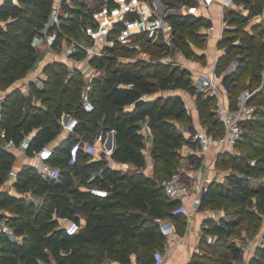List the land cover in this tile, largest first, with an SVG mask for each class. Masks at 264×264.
I'll use <instances>...</instances> for the list:
<instances>
[{
    "label": "trees",
    "instance_id": "trees-1",
    "mask_svg": "<svg viewBox=\"0 0 264 264\" xmlns=\"http://www.w3.org/2000/svg\"><path fill=\"white\" fill-rule=\"evenodd\" d=\"M74 1L77 7H81L79 0ZM171 1H186L190 4L196 2ZM247 1H255L251 14L263 10L264 0ZM22 2V6L7 5L3 11L4 15L13 14L17 18L9 23L7 30H0V89L36 68L41 56L35 43L36 34L48 21L54 0ZM73 11L77 13L78 9ZM227 15H230L231 22L235 24V32L245 33L241 43L234 44L228 53L220 57L231 60L240 56L237 67L230 75L234 80L230 100L234 103L240 92L236 90L237 83L245 70L251 67L253 81L262 79L264 25L255 24L248 30V16L233 10L230 13L228 11ZM170 19L174 24V32L178 26H184V31L195 41H205L206 35L200 32L203 24L201 17L171 14ZM73 22L75 24L67 27V30L76 29V21ZM64 24L68 25V21L65 20ZM232 43L233 38L221 41L222 46ZM110 51L115 54L92 59L103 70L93 82V112H86L81 107L83 71L58 60L46 65L44 70L47 78L43 85L34 82L31 84V90L40 100L39 103L26 104L27 97L21 87L8 90L4 96L0 92V159L3 151L12 155L10 142L19 145L30 134L32 138L28 154L34 155L44 145H50L62 130L59 118L63 112L75 109L81 120L74 134L54 146L53 161L62 168L58 179L44 178L31 166L18 170L15 186L22 191L32 190L36 195L42 196L38 208L35 209L34 202L27 201L24 196L0 188V209L10 206L12 214L8 217L9 222L15 227L16 234L21 236L15 238L0 235V264H50L51 256L57 264H104L107 258L131 264L132 255L136 256L138 264H156L155 252L163 248L166 240L159 229V220L170 218L177 228L187 221L184 213H173L180 202L168 196L157 175L164 172L170 176L172 169L183 158V145L193 142L174 121L190 119L183 96L175 94L164 97L160 93L173 87L188 86L190 81L184 79V73L169 71L159 62L155 64L152 63L154 61L145 59L119 60L116 55L125 50L118 46ZM149 65L153 68H147ZM158 87L162 90H157ZM261 93L264 94V88ZM144 94L156 96L146 98L143 103L129 108L131 103ZM195 94L203 124L210 131L222 133L223 125L214 109L216 97L206 90H199ZM257 115L259 123L256 120L252 125V120H248L246 132L237 145L243 142L248 151L257 150L260 154L256 156L249 152L242 157L244 162L233 163L234 170L226 176L228 183L210 181L202 198V208L222 206L230 210L236 207L241 214L251 215L255 214L251 208L255 206L258 214H264V180L258 179L264 171V109L259 108ZM147 116L154 132V176L141 170L146 164V156L143 150L145 136L140 129L141 120ZM99 121L106 131H116L113 159L132 162L137 169L133 172L124 171L109 165L107 159L100 158L83 166L100 165V171L94 178L89 182L77 181L76 163L71 162V148L67 142L76 141L78 135L88 139L91 136L90 140H93L100 126ZM250 125L252 127L248 132ZM228 154L230 155L227 151L220 153L216 163L222 164ZM88 155L92 156L85 153V156ZM252 156H256L254 164L251 163ZM188 159L191 163L202 160L196 153L190 154ZM11 163L0 162V186L8 177ZM82 184L106 188L108 195L91 193L88 189L81 188ZM82 214L86 217V224L76 234H68L59 217L80 221ZM240 221L226 216L219 220L207 219L201 246L213 244L206 239V235L212 233L218 243L226 241L229 252L214 247V252L218 254L215 260L210 261L196 253L191 264H240L237 259L241 258L243 249L230 240ZM47 247L50 248L51 255L47 254ZM249 264H264V245L256 247Z\"/></svg>",
    "mask_w": 264,
    "mask_h": 264
},
{
    "label": "built area",
    "instance_id": "built-area-1",
    "mask_svg": "<svg viewBox=\"0 0 264 264\" xmlns=\"http://www.w3.org/2000/svg\"><path fill=\"white\" fill-rule=\"evenodd\" d=\"M23 0H0V30H7L9 23L17 17L13 14L4 15L3 11L7 5L22 6ZM82 5L77 7L74 0H54L48 21L39 29L36 34L35 43L41 53L38 64L35 68V76L28 77L26 83L31 87L32 82L37 85H43L47 75L41 65L47 56H54L58 61L72 64L73 67L80 68L84 74V84L80 93L81 107L86 112H93L95 105L91 96L93 82L103 70L93 63L94 58H100L115 54L110 51L115 46L128 52H142L146 44H150L159 38L164 39L168 45H172L174 35V24L170 19L171 14H192L203 19L200 32L206 36L216 34L219 43L216 48V60L225 52L229 45H220L235 24L231 22L229 13L233 10L245 16H248L246 28L251 30L255 24L264 25V5L262 12L251 14L255 1L247 0H196L190 4L186 1L171 0H79ZM220 4V15L216 16L211 12L214 3ZM77 8L78 12L73 9ZM261 14V17L258 16ZM65 20L68 25L65 26ZM72 20L71 22H69ZM76 21L74 31L67 30L72 27ZM237 44L238 41H233ZM75 52H78L75 54ZM122 61H135L145 59L148 61H159L154 57H146L138 54L135 57H122L116 55ZM161 60V59H160ZM240 61V56L233 59L231 69L235 70ZM201 86L208 89L207 92L216 97L215 112L217 118L222 122L223 132L215 133L208 130L203 123H196L194 119L189 126L183 130L184 135L196 143L199 151L206 155H212L214 158L225 151H232L239 140L246 132V123L250 120L257 108L252 102L253 95L257 88L245 87L241 90L234 103L230 100L232 88L231 82H225L222 78L217 81L214 70L200 72ZM149 98L147 94L142 96ZM136 102L129 106H134ZM188 114L192 115L191 108L186 105ZM264 109V108H263ZM62 129L67 137L76 132L77 125L81 122L76 115V110L63 112L59 118ZM100 126L96 130L93 140L78 135L75 145L71 149V162L75 157L76 151L84 150L90 155L98 154L100 158L107 159L110 153L105 146L107 135L106 131L99 121ZM31 134L27 135L19 145L10 142V145L27 151L30 146ZM55 148L49 144L44 145L34 154L35 160L31 167L42 177L47 179H58L62 168L60 164L53 161ZM252 164L255 160L251 161ZM230 172V171H229ZM229 172L225 173V176ZM11 177L16 181L18 171L12 170ZM165 187L168 196L171 199L178 200L180 203L173 209V213H184L187 222H191L197 212L201 209L202 197L208 189V183L199 180L194 183H188L180 172H174L161 181ZM91 193L100 196H107L108 189L98 185H89L86 187ZM194 194L191 204L184 201L185 197ZM82 224L76 219H68L63 226L68 234H76ZM159 229L169 241L180 240L181 234L176 223L170 218L159 220ZM9 235L15 238H21L16 234L15 227L9 222L7 217H0V235ZM203 235V234H202ZM201 235V236H202ZM208 243L215 241L216 237L212 233L206 235ZM1 248V242H0ZM196 251L190 255V260L195 258ZM245 257L248 258V250H245ZM156 264H161L163 254L160 250L155 252ZM138 264L136 256L132 255V262Z\"/></svg>",
    "mask_w": 264,
    "mask_h": 264
},
{
    "label": "rangeland",
    "instance_id": "rangeland-1",
    "mask_svg": "<svg viewBox=\"0 0 264 264\" xmlns=\"http://www.w3.org/2000/svg\"><path fill=\"white\" fill-rule=\"evenodd\" d=\"M229 10L226 11L228 13ZM184 26H178L177 31L174 32L173 36V43L172 45H168L166 42H164V39L159 38L156 41L146 44L144 48L142 49V52H125V51H119L118 54L122 57H135L138 54H142L146 57H154L156 60L152 63H161L162 66H164L165 69L171 71H176L178 73H184V79L189 80L190 83L188 86L184 87H173L166 90H188L190 93L195 94V92L199 90L207 91L208 89L201 86V77L200 72L206 71V70H214L216 72L217 81L219 82L222 78H224L225 82H231V84H234V80L232 77L230 78V75L234 72L231 69L232 61L233 59L225 60V59H218L216 60L215 54H216V48H217V39L215 35H209L206 36L205 41L203 42H197L195 41L188 33L184 31ZM233 28L230 33L229 29L226 32V37L223 39V41L229 40V38H233V41H238V43H241L243 41V36L245 35L244 32H235ZM219 42V41H218ZM221 45V43H220ZM39 50V48H38ZM259 51V48L257 49ZM40 51V50H39ZM161 59V60H160ZM72 64H70L71 66ZM147 68H153V66H147ZM164 69V70H165ZM31 71L26 72L24 75H21L19 79L14 81L13 83L2 86L0 89L1 95L4 96V94L11 90L14 87L20 86L23 88L26 84V79L30 76ZM1 86V85H0ZM245 87H251V88H257L256 93L253 95L254 99V106H256L257 110L254 113L253 117L250 119L252 120L250 124H254L256 120H258L259 123V116L257 115V112L259 108H264V94H262V90L264 88V69L262 72V79L261 80H252L251 75V67L244 71V74L242 77L238 80L236 90L237 92L243 90ZM157 90H162L158 87ZM28 101H26V104ZM202 122V121H201ZM203 123V122H202ZM257 123V122H256ZM183 124H185V121H183ZM204 125V124H203ZM206 126V125H204ZM252 126L250 125L247 128V131H250V128ZM61 133V132H60ZM58 138V137H56ZM92 137L89 136V139ZM77 141V140H76ZM76 141L67 142V145L72 149V147L75 145ZM54 143V141L52 142ZM51 143V144H52ZM60 143V142H59ZM192 145L187 146L189 149H197L196 143L193 142L190 143ZM230 153L227 156H225V160L222 164H217L216 161L210 162L207 161L206 166L204 167L203 160L199 163H191L186 157H183L179 164L172 169L171 173L174 172H180L183 175V178L188 182L191 183L193 181V175L196 173L201 172L202 177H209L214 176V180L222 181L224 183H228L226 180L225 173L229 171H233V163H241L244 162L242 157L246 156L251 152L252 155H259L260 152L257 150L246 149V146L243 142H241L239 145H237L232 151H227ZM85 151L82 149H79L76 151L74 161L73 163H76L75 173L76 178L78 180H84L85 182H89L94 178L96 173L100 171V165L94 164V165H88L87 167L83 168L84 164L94 162L95 160L100 159L99 155H92V156H85ZM29 156V155H28ZM24 156V161L26 158L28 160H32L31 156ZM256 156H252L251 161H256ZM22 155L21 152L18 150L12 151V155L8 154V151L2 152V157L0 159L1 161H11V167L10 171L8 173V177L6 181L0 186V188L9 190L12 193H16L18 195L24 196L27 201L34 202L35 209L38 208L39 204L42 201V196L36 195L32 190H25L22 191L18 189L16 186L15 188L11 186V184L15 185L14 179L11 177V171H18L20 170L19 167L16 165L17 162L22 163ZM211 164V166H209ZM24 166H31V163H24ZM203 172V173H202ZM168 174L164 172H160L157 175L158 181L163 180L164 178H167ZM259 180H264V171L258 176ZM256 182V180H255ZM88 185V184H87ZM253 212L255 214H241L239 209L236 207H232L230 210H226L224 207L217 206L215 208H211L212 212L219 216L218 214L221 212L223 216L231 217L235 219H239L240 224L237 227L236 232L230 237L231 242L237 243L240 247H242L243 252L241 255V258L237 259V262L240 264H249L248 258L245 257V250L249 249L248 254H253V249L255 247V243L264 245V214H258L257 209L255 206L251 207ZM12 214L10 206L3 207L0 209V217H9ZM67 218H61L59 217L60 223L62 227L67 223ZM218 220V219H217ZM80 222L84 226L86 222L85 215H81ZM229 242V240H228ZM214 247L223 249L225 252H229L226 248V241L224 243H218L217 241H214L212 245H203L201 246V249L199 251L201 256H204L208 260H215V258L218 257V254L214 252ZM47 254L51 255V250L49 247L46 249ZM250 259V257H249ZM45 264V263H44Z\"/></svg>",
    "mask_w": 264,
    "mask_h": 264
},
{
    "label": "crops",
    "instance_id": "crops-1",
    "mask_svg": "<svg viewBox=\"0 0 264 264\" xmlns=\"http://www.w3.org/2000/svg\"><path fill=\"white\" fill-rule=\"evenodd\" d=\"M211 12L216 15L219 16L220 15V4L218 2L214 3V5L211 7ZM262 12V11H260ZM259 12V13H260ZM261 17V14L258 16V18ZM216 36L217 39V43H219V39L218 36L216 34H212ZM218 45V44H217ZM56 60L54 58V56H47L46 59L44 60V62L41 64L43 66V68L45 69L46 65L51 62ZM35 69H33L31 71V74L29 77H34ZM20 87V86H17ZM22 88V87H21ZM23 92L25 94V96L27 97V101L28 103L31 104H36L39 103V99L36 97V95L32 92L31 87L29 86V84H25V86H23ZM175 94H179L181 96H183L184 100L186 101V105H188L191 110H192V115L190 116L189 121L185 120V124H183V120H177L174 119L175 123L182 128L183 130L185 128H187L189 126V124L191 123V121L194 119V121L196 123H198V121L200 123L201 119H200V115L197 109V102H196V98L197 95L196 94H192L190 93L188 90H163L161 91L160 95L164 96V97H168L170 95H175ZM158 95V94H157ZM156 96L155 95H150L149 97L152 98ZM132 106H129V108H131ZM1 117V115H0ZM187 121V122H186ZM140 131L144 134L145 136V147H144V153L146 156V164L145 166H143L141 168V170H143L146 174H148L149 176H154V166H155V160L152 154V150H153V143H154V132L151 129V127L149 126V117L147 116L145 119L141 120V129ZM32 136V134H31ZM58 138H56L54 141V143L50 144L51 146H55L56 144H59V142L64 141L67 138V134L66 132L62 129L61 133H59V135L57 136ZM189 145H192L190 143H185L183 145V147L181 148V152L183 157H186L188 159V156L192 153H196L198 154L201 159L203 160L204 164L203 166L205 167L207 164V161L210 160V162H215L216 158H214L212 155H206L203 154L199 151L198 147L196 150L194 149H188L187 146L189 147ZM105 146L107 147L110 156L107 158L109 165L113 166V167H117V168H121L124 171H135L137 169V166L132 163V162H118L115 161L112 157V154L116 148V131L115 130H110L108 132L107 135V139L105 142ZM11 151H15L18 150L21 152L22 158H24V156H31L32 160H28V158H26V160L24 161V159L22 160V163L17 162V166L19 167V169H21L24 165V163H33L35 160L34 155H30L27 153V151L17 148V147H13L10 146ZM97 155V154H95ZM28 156V157H29ZM189 160V159H188ZM209 166H211V164H209ZM203 173V172H202ZM193 181L191 183H194L196 181L202 180L205 181L206 183H210V181L214 180V176H209V177H202L201 176V172L198 174H194L193 175ZM11 186H13L15 188V185L11 184ZM87 185H81V188L86 189ZM3 189V188H2ZM10 190V189H9ZM11 191V190H10ZM194 194H191L187 197H185L184 201L187 202L188 204H191L194 198ZM219 216L217 217L216 214H214L212 212L211 208H202L197 212L195 218L191 221V222H185V223H181L178 226V230L181 234V239L180 240H176V241H169L166 243H164L163 248L160 250L163 254V261L161 264H191V260H190V255L192 252L196 251L199 253L200 249H201V238H202V234L204 233V226H205V222L207 219L209 218H214V219H220L223 214L220 212L218 214ZM68 221V218L66 219ZM86 224V222H85ZM255 247L253 249V254L255 253L256 247L260 244L255 243L254 244ZM248 253H249V249ZM253 254H248V262H249V257H251ZM51 260L52 262L50 264H57V262L54 260V258H52L51 256ZM104 264H124L118 260H113V259H109L107 258L104 261ZM134 264V263H131Z\"/></svg>",
    "mask_w": 264,
    "mask_h": 264
},
{
    "label": "water",
    "instance_id": "water-1",
    "mask_svg": "<svg viewBox=\"0 0 264 264\" xmlns=\"http://www.w3.org/2000/svg\"><path fill=\"white\" fill-rule=\"evenodd\" d=\"M169 16H171V15H169ZM234 44H235V43L230 44V45L226 48L225 52H224L222 55H225L226 53H228V52L231 50V48H232V46H233ZM146 100H147L146 98L141 97L140 99H138V100L136 101V104H135V105L141 104V103H143V102L146 101ZM31 138H32V136H31ZM202 198H203V197H202Z\"/></svg>",
    "mask_w": 264,
    "mask_h": 264
}]
</instances>
